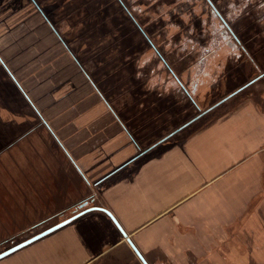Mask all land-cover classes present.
I'll return each instance as SVG.
<instances>
[{"label": "crops", "instance_id": "crops-1", "mask_svg": "<svg viewBox=\"0 0 264 264\" xmlns=\"http://www.w3.org/2000/svg\"><path fill=\"white\" fill-rule=\"evenodd\" d=\"M53 4L0 0V241L91 195L87 207L108 209L149 264L150 252L204 255L225 224H250L256 197L230 175L264 151V68L203 58L190 73H122ZM225 64L249 67L232 93H208ZM252 88L260 96L240 95ZM103 214L81 216L126 242Z\"/></svg>", "mask_w": 264, "mask_h": 264}, {"label": "rangeland", "instance_id": "rangeland-1", "mask_svg": "<svg viewBox=\"0 0 264 264\" xmlns=\"http://www.w3.org/2000/svg\"><path fill=\"white\" fill-rule=\"evenodd\" d=\"M48 1L54 3L50 12L62 11L64 22L67 21L72 31L77 29L78 40L89 41V55L97 60L105 58V66L112 62L122 73L138 70L145 74L156 67L170 73H190L198 70L197 63L203 58H223L226 62L225 59L248 57L254 59L250 70L252 66L264 68V0ZM247 67L249 65L218 66L215 70L218 79L208 83L210 91L207 92L232 93ZM248 93L260 96L253 88L240 95ZM246 170L252 172L246 173ZM259 173H264L263 150L251 154L245 162H239L230 175L234 180L237 178L241 195L248 189L256 197L253 200L256 206L248 209L254 214L253 218H246L253 220L250 224H225L229 237L209 241L210 246L205 241L204 255L184 250L182 256L175 257L176 261L173 257L150 252L151 263L264 264V201L258 200L259 195L264 197V183L257 184L262 178L264 180V175L259 176ZM87 194L83 192L82 196ZM85 200L81 201L85 204L83 207L63 208V214L53 213L42 223L22 224L12 237L0 241V252L89 206L94 195ZM54 209L53 212H57V208ZM93 226H98L94 220L82 216L76 218L0 257V264H127L130 259L133 260L128 264L140 263L134 252L128 253L127 242L111 245L114 240L100 228L93 233Z\"/></svg>", "mask_w": 264, "mask_h": 264}, {"label": "water", "instance_id": "water-1", "mask_svg": "<svg viewBox=\"0 0 264 264\" xmlns=\"http://www.w3.org/2000/svg\"><path fill=\"white\" fill-rule=\"evenodd\" d=\"M90 211H101L105 214H107L111 220L113 221V223L115 225H117L118 229L120 230L121 234L123 235V237L125 238V241L129 244V246L131 247L132 251L135 253V255L138 257V259L140 260V262L142 264H149L148 262H146V259L143 257V255L140 253V251L137 249V247L135 246V244L133 243V240H131L128 235L121 229V227L119 226V223L117 222L116 218L113 216V214L106 208H103L101 206H90V207H86L76 213H74L73 215L67 217L66 219L62 220L61 222L51 226L50 228H46L40 232H36L35 234L31 235L30 237L26 238L25 240L16 243L15 245L11 246L10 248H7L3 251L0 252V257H3L21 247H23V245H27L28 243L37 240L38 238L52 232L53 230L65 225L66 223L76 219L77 217L90 212Z\"/></svg>", "mask_w": 264, "mask_h": 264}]
</instances>
